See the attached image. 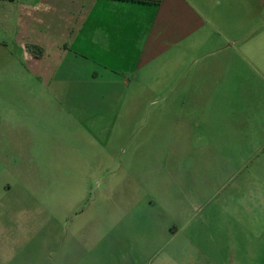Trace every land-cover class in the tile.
<instances>
[{
    "label": "rangeland",
    "instance_id": "374dc122",
    "mask_svg": "<svg viewBox=\"0 0 264 264\" xmlns=\"http://www.w3.org/2000/svg\"><path fill=\"white\" fill-rule=\"evenodd\" d=\"M19 2L0 0V264H264V145L222 142L198 108L222 95L180 94L172 51L123 81L83 60L36 79L46 35L14 26ZM211 2L264 65V0ZM263 75L245 66L235 117L257 143Z\"/></svg>",
    "mask_w": 264,
    "mask_h": 264
},
{
    "label": "crops",
    "instance_id": "0c3cea01",
    "mask_svg": "<svg viewBox=\"0 0 264 264\" xmlns=\"http://www.w3.org/2000/svg\"><path fill=\"white\" fill-rule=\"evenodd\" d=\"M211 1L22 0L15 10L13 23L20 30L45 32L46 40L35 43L41 45L47 65L37 71L35 78L56 85L64 79L61 70L65 61L67 64L80 63V60L92 62L106 73L123 77V81L139 70H147L172 51L180 67L177 76H183L188 69L192 72L188 83L177 87L180 94L216 96L220 93L222 103L206 102L198 107L199 112L220 110L222 142L230 138V131L237 132L238 138L232 142L237 149L242 143L245 153L252 147L258 149L260 143L264 145L251 138L245 140L246 132L235 120L245 66L248 64L264 73V65L254 51L250 53L246 49L240 26L228 25L227 20H222L224 16H238L241 11L215 8ZM209 65L219 70L218 76L210 71L213 68L206 70ZM49 86L48 82L45 88ZM204 122L205 128H209ZM259 129H264V122ZM138 225H143L142 219Z\"/></svg>",
    "mask_w": 264,
    "mask_h": 264
},
{
    "label": "trees",
    "instance_id": "16d2710c",
    "mask_svg": "<svg viewBox=\"0 0 264 264\" xmlns=\"http://www.w3.org/2000/svg\"><path fill=\"white\" fill-rule=\"evenodd\" d=\"M136 1V0H135ZM137 1H141V2H153V0H137ZM33 47H35L36 48V50H37V53L35 54L37 57H41L42 56V54H43V49L42 48H40V47H37V46H33Z\"/></svg>",
    "mask_w": 264,
    "mask_h": 264
}]
</instances>
